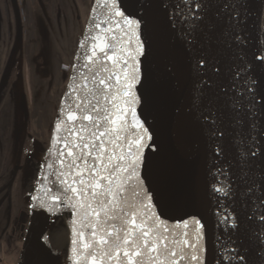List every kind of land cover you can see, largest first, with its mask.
I'll return each mask as SVG.
<instances>
[{
	"label": "snow or ice",
	"instance_id": "snow-or-ice-1",
	"mask_svg": "<svg viewBox=\"0 0 264 264\" xmlns=\"http://www.w3.org/2000/svg\"><path fill=\"white\" fill-rule=\"evenodd\" d=\"M102 7L33 211L78 217L72 264H208L207 190L217 264H264V45L247 31L264 0ZM57 259L38 246L35 264Z\"/></svg>",
	"mask_w": 264,
	"mask_h": 264
},
{
	"label": "rangeland",
	"instance_id": "rangeland-1",
	"mask_svg": "<svg viewBox=\"0 0 264 264\" xmlns=\"http://www.w3.org/2000/svg\"><path fill=\"white\" fill-rule=\"evenodd\" d=\"M17 1L21 39L12 0H0V190L4 187L9 212L0 249L7 264L20 262L35 203L31 198L38 192L55 116L75 61L67 60L62 45L76 55L95 0ZM55 220L43 239L69 264L71 212L66 209Z\"/></svg>",
	"mask_w": 264,
	"mask_h": 264
},
{
	"label": "water",
	"instance_id": "water-1",
	"mask_svg": "<svg viewBox=\"0 0 264 264\" xmlns=\"http://www.w3.org/2000/svg\"><path fill=\"white\" fill-rule=\"evenodd\" d=\"M102 2H103V0H101V3L98 4L97 0L94 1V5H93L92 9L95 8L96 12H95V14H93V12L91 11L87 25H86V28H85V31H84V34H83V37L81 39V41H84L86 37L89 38L88 41H86L85 47L81 48L79 46L67 88L64 92L60 106L58 108L57 115L55 117L54 124H53L51 142H50V146L48 149V156H47V159H46L44 166H43V173H42L41 180L39 182L38 192H37L36 196L37 195L43 196V192L39 191V187H40V184L47 183L46 181L43 180V176L48 175L49 171H50L46 167L47 163H50V162L55 163V161L58 159L57 152H58V148L60 146L58 145L57 148H52V139L54 136L62 137L65 135V133L63 130L64 126H62V129L60 132H56L55 125L57 122H59V120L66 119L68 107L72 103L73 96L69 95V87L68 86L72 85L73 87H76L77 85L80 84L79 72L83 70L80 66L84 62L85 54L88 53V44H90V42H91L90 38L93 35H95L96 31H97L93 27V24L95 22H99V21L104 19L105 9L102 7ZM12 4H13L15 16H16V21H17L18 39H21L22 35H23L21 10H20V7H19L17 0H12ZM247 31H248V39H249L248 50H249V52H251V51L255 50L258 45H263V32H259L256 29V27H254V25L252 24L251 21L249 22ZM73 77H75V79H73ZM81 95H82V93H81ZM22 106L25 107V99L24 98L22 99ZM61 108H63L65 110L63 113H61V111H60ZM57 167H59V166L57 165ZM53 178H54L53 176L49 177L50 180ZM52 187H53V185H52ZM225 203H226V201H222L221 206L223 207ZM214 207H215V201H213L209 197L208 191L205 190V192H204V208L202 209V211H204V213H205L204 219L210 221L208 231L206 234V243H207V247L209 249L208 264H217V259L220 255L219 245H218L217 240H216V237L218 235V230L215 227V223H214L216 218H215V216L212 215V211H211L212 209H214ZM67 210L70 211V209H67ZM52 214L53 213L42 212L41 214L38 215L36 212H34L32 210L30 224H29L27 233H26L25 238H24L23 251H22V256L20 258L19 264H32L31 251H32V247L34 245V239L39 232H41L42 237L45 236L47 230L42 229V227L47 222V219L49 218V216ZM76 219H78V217H76ZM76 227L78 228L79 225L77 224ZM71 240H72V237H71ZM71 247H72V245H71ZM71 247H70V257L72 255ZM48 248L51 249L49 246H48ZM69 264H72L71 259H69Z\"/></svg>",
	"mask_w": 264,
	"mask_h": 264
},
{
	"label": "crops",
	"instance_id": "crops-1",
	"mask_svg": "<svg viewBox=\"0 0 264 264\" xmlns=\"http://www.w3.org/2000/svg\"><path fill=\"white\" fill-rule=\"evenodd\" d=\"M62 47L64 48L63 50H64V53H65V56L67 57V60L68 59L71 60L72 58H74V59L76 58V55L70 53V49H69L70 47H67V45H62ZM58 49H60V46H59ZM49 112H50L49 109L46 112H44L43 115H45V116H43V117L45 119L48 118ZM48 125H49V123H48ZM3 186H5V185H3ZM5 187H7V186H5ZM2 188L3 189L0 190V237H1L0 240H3L6 237V234H7V224H9V212L5 208L6 207V204H7L6 201L8 202V200H7V197L5 196V193L2 192L4 190V187H2ZM1 203H2V205H1ZM2 255H4V253L0 249V263L7 264V262L4 261L5 259H4V257Z\"/></svg>",
	"mask_w": 264,
	"mask_h": 264
},
{
	"label": "bare ground",
	"instance_id": "bare-ground-1",
	"mask_svg": "<svg viewBox=\"0 0 264 264\" xmlns=\"http://www.w3.org/2000/svg\"><path fill=\"white\" fill-rule=\"evenodd\" d=\"M77 52H78V50H77ZM76 55H77V53H76ZM56 115H57V113H56ZM57 187L58 186H54L53 185V191H56L57 190ZM70 212H71V210H70ZM54 218H55V214L50 215L49 218L47 219V222L43 225L42 229L49 230L51 228L53 222H54ZM71 218L74 219L76 217H74L71 214ZM40 245H42L43 247L49 249L48 246H47V244H46V242L44 241L43 237L41 236V232H39L36 235L35 239H34V245L32 247V251H31L32 264H35V254H36V251H37L38 246H40ZM49 250H50V252L52 253L53 256H55V257L58 258L56 260V264H67L65 262V260L63 259V257L56 255L51 249H49Z\"/></svg>",
	"mask_w": 264,
	"mask_h": 264
},
{
	"label": "flooded vegetation",
	"instance_id": "flooded-vegetation-1",
	"mask_svg": "<svg viewBox=\"0 0 264 264\" xmlns=\"http://www.w3.org/2000/svg\"><path fill=\"white\" fill-rule=\"evenodd\" d=\"M263 45H264V32H263ZM60 216H61V213L56 214V215H55L56 220H57L58 217H60ZM56 220H55V221H56ZM53 231H57V229H54ZM62 231H63V228L59 229L57 232H58V233H61Z\"/></svg>",
	"mask_w": 264,
	"mask_h": 264
},
{
	"label": "trees",
	"instance_id": "trees-1",
	"mask_svg": "<svg viewBox=\"0 0 264 264\" xmlns=\"http://www.w3.org/2000/svg\"><path fill=\"white\" fill-rule=\"evenodd\" d=\"M50 238H51V235H50ZM54 244H57L56 241H53Z\"/></svg>",
	"mask_w": 264,
	"mask_h": 264
}]
</instances>
